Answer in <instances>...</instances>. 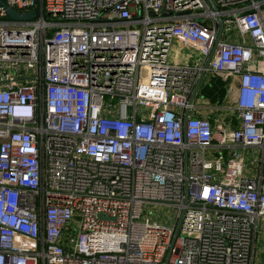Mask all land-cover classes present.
I'll return each mask as SVG.
<instances>
[{"label": "built area", "instance_id": "1", "mask_svg": "<svg viewBox=\"0 0 264 264\" xmlns=\"http://www.w3.org/2000/svg\"><path fill=\"white\" fill-rule=\"evenodd\" d=\"M3 1L0 264H264V0Z\"/></svg>", "mask_w": 264, "mask_h": 264}, {"label": "crops", "instance_id": "2", "mask_svg": "<svg viewBox=\"0 0 264 264\" xmlns=\"http://www.w3.org/2000/svg\"><path fill=\"white\" fill-rule=\"evenodd\" d=\"M229 93V82L211 74L204 78L200 88L201 96H205V94L209 98L212 96L211 99L214 100V103L227 102Z\"/></svg>", "mask_w": 264, "mask_h": 264}, {"label": "water", "instance_id": "3", "mask_svg": "<svg viewBox=\"0 0 264 264\" xmlns=\"http://www.w3.org/2000/svg\"><path fill=\"white\" fill-rule=\"evenodd\" d=\"M208 1L210 2V4L212 5V7L215 10H218V8H217V6H216V4L214 3L213 0H208ZM0 5L3 6L7 10L8 15L11 18L15 19V20H32V19L36 18V13L35 12H31V13H28V14H21V13L17 12L14 8L8 6L3 0H0ZM151 15H153V13H151ZM223 29H224V21H223V19H221L220 20L219 38H218V41L216 43V46L214 47V50L212 52L211 57L208 60L207 66L209 65V62L211 61L212 57L214 56L216 48H217V45L219 44V42H220V40L222 38ZM203 79H204V74L199 79V82H198V84H197V86L195 88L194 94H193V96L191 98V102L194 101V99H195V97H196V95L198 93V90L201 88ZM238 85H239V82L236 81L235 82V86H238ZM100 216L102 217L103 215L101 214ZM177 233L178 232H176V236H177Z\"/></svg>", "mask_w": 264, "mask_h": 264}, {"label": "rangeland", "instance_id": "4", "mask_svg": "<svg viewBox=\"0 0 264 264\" xmlns=\"http://www.w3.org/2000/svg\"><path fill=\"white\" fill-rule=\"evenodd\" d=\"M204 97L206 99H208L210 102H213L214 101V100L211 99L212 96L209 98L205 94ZM220 103H222V102H220ZM223 103H226V102H223ZM158 214L161 216V218H163V221H165V222L167 221L170 224L171 223V220L174 219L176 212L174 210H171V209H163V208H161L158 211ZM258 246L260 247L261 246V243H259Z\"/></svg>", "mask_w": 264, "mask_h": 264}]
</instances>
